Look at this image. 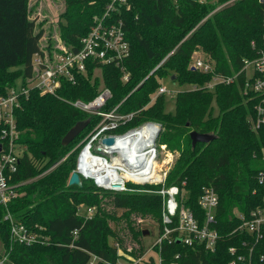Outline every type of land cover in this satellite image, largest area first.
<instances>
[{
    "label": "trees",
    "instance_id": "1",
    "mask_svg": "<svg viewBox=\"0 0 264 264\" xmlns=\"http://www.w3.org/2000/svg\"><path fill=\"white\" fill-rule=\"evenodd\" d=\"M65 1L66 9L58 23L60 36L68 46L77 49L81 37L89 32L94 18L105 12L109 0ZM128 3L129 7L126 4L118 7L114 16L123 20L130 42L131 55L124 61L129 78L122 79L123 72L115 63L103 64L102 69L105 85L113 94L108 107L121 102V111L137 112L118 131L147 120L161 123L158 141L180 152L167 184L184 187V202L201 223L205 216L199 205L203 190L211 187L219 196L216 213L219 238L215 250L208 251L200 244L186 245L176 236L171 243L166 240L155 246L159 264H230L236 257L229 248L236 246L239 252H244V240H249L248 234L234 231L241 223L236 211L247 214L264 204V185L257 180L259 171L264 169V126L255 131L250 125L249 116H255V110L252 102H245L241 92L243 73L240 84L218 83L214 90L205 85L214 74L240 71L245 58L256 56L253 42L259 47L263 39L264 2L128 0ZM44 34V27L37 28L36 20L29 17L28 0H0V95L6 94L20 78L26 81L32 74L33 57L41 50ZM198 48L215 61L213 72L190 67ZM94 66L78 74L75 83L63 80L56 93L31 89L15 111L19 142L26 150L10 183L17 185L22 195L13 199L8 208L0 202V239L14 264H90L94 256L98 258L94 264H118L123 256L119 253L120 246L126 250L119 232L131 234L138 242L144 234L143 228L136 227L132 214L151 215L157 219L159 229H163L160 195L98 191L87 179L82 180L83 186L69 185L80 150L77 147L69 152L100 121V116L71 104L76 99L90 100L99 92L101 80L95 75ZM169 72L180 85L198 86L176 93L175 112L165 111V94L158 95L150 104L152 94L162 85L156 76L163 77ZM81 120H89L88 126L72 142L63 144L65 134ZM193 130L214 134L215 138L193 146L190 137ZM1 143L4 145L0 136ZM105 197H111L114 208L123 209V213L117 216L116 211L101 207L92 218L78 213L77 206L102 205ZM8 210L29 229L48 236V241H12L11 221L5 218ZM120 217L127 223L118 226V222L114 227L112 221ZM116 239L119 247L115 246ZM145 250L140 244L131 253H139V258ZM262 254L264 239L255 244L252 257L247 256L246 261L237 264H249V259L251 264H264L260 260ZM145 263L156 264L154 256Z\"/></svg>",
    "mask_w": 264,
    "mask_h": 264
},
{
    "label": "built area",
    "instance_id": "2",
    "mask_svg": "<svg viewBox=\"0 0 264 264\" xmlns=\"http://www.w3.org/2000/svg\"><path fill=\"white\" fill-rule=\"evenodd\" d=\"M127 2L128 0H109L105 12L94 18L91 29L81 37L77 49L68 46L59 35L50 47L46 37L43 36L40 40L41 50L33 57L32 74L26 77V81L22 79L19 86L16 83L6 94L0 95V136L4 141V145L0 144V202L7 208L13 199L20 196L16 189L17 185L11 184L10 179L18 170L20 157L26 150L25 145L19 142L20 131L16 122V109L21 106L23 97H27L31 89H38L43 93H56L63 80L75 83L77 75L86 73L90 65L95 64L94 71L97 72L102 71L103 64L115 63L123 72L122 79L127 81L130 73L124 61L129 59L131 47L123 20L114 16L116 9ZM44 39L45 42L42 41ZM253 45L257 50L256 56L245 58L240 71L230 75L214 74L212 80L205 86L214 90L218 83L240 84V75L243 73L244 82L240 84L241 92L246 97V103H253L255 116L250 115L249 122L251 127L258 131L264 126V35L259 47L255 42ZM163 62L164 59L157 67ZM190 67L210 73L214 71L215 63L199 54H193ZM189 88L196 89L198 86L191 85ZM168 92L169 89L165 85H160L154 97ZM112 95L111 89L104 84L92 99L71 101V104L78 109L100 116V121L84 140L75 170L79 171L82 180H90L99 189L107 191L126 192L129 183H163L167 173L161 174L158 169L160 150L159 143L157 144L162 130L161 123L147 120L124 131H118L120 126L131 122L137 112L121 111V102L109 108L108 102ZM106 137H114L115 143L111 145L104 143L103 139ZM160 146L165 148L163 145ZM257 180L264 185V169L259 171ZM155 191L163 198L164 225L163 233L157 237L151 249L161 246L166 240L171 243L177 236L186 245L200 244L208 251L215 250L219 238L216 227L219 196L213 188H205L199 197V205L205 210L203 223L199 221L192 208L186 206L184 189L180 185H163ZM94 213L95 207L90 206L82 215L92 218ZM236 214L241 223L234 231L239 230L248 234L249 240H244L243 248L246 249L244 252L243 250L239 252L236 246L229 248L231 254L236 257L230 264L246 261L247 256L252 257L255 244L264 239V204L247 214L241 212ZM5 218L11 221L12 241L35 243L47 240L29 229L24 222L16 220L10 210ZM77 233L78 230L75 229L74 234ZM116 246L119 247V243H116ZM143 257L144 255L137 260L143 261ZM260 260H264V254L260 256ZM251 262L252 259H249V264ZM0 264L14 263L10 261L9 254L4 252L0 255ZM90 264H93V261Z\"/></svg>",
    "mask_w": 264,
    "mask_h": 264
},
{
    "label": "rangeland",
    "instance_id": "3",
    "mask_svg": "<svg viewBox=\"0 0 264 264\" xmlns=\"http://www.w3.org/2000/svg\"><path fill=\"white\" fill-rule=\"evenodd\" d=\"M212 1H214V0H212ZM126 6L129 7L130 4L127 2ZM65 9H66V1L65 0H28L29 17L33 20H36L37 28L44 27V29H45L44 36L46 37L47 42L50 44V47L55 42V39H57V37H56L57 35H59V37L61 38L58 23L60 21H62L61 14L65 11ZM42 41L45 42L46 40L44 39ZM193 54H199V55H201V56H203V57H205V58H207V59H209L215 63V61L209 55H207L204 52V50H202L201 48L196 49ZM191 62H192V57H191L190 64H191ZM95 73H96L95 75H98L100 80H101L99 88L103 87L105 84L104 79H103V71H97ZM156 77L162 83V85H165L169 89V92L165 94L166 95V97H165V102H166L165 103V111L175 112V109H176V91L188 89L191 85H189V84L180 85L177 81H175L172 78L171 72H169V74L166 76H163V77L156 76ZM21 81H22V79L20 78L17 81V84H18L17 86H19ZM154 95H155V93H153L151 96L150 104H152L156 99V97H154ZM214 110H215V114H217L218 113V107L215 106ZM87 135H84L75 144V147L72 149V151L69 152L70 154L75 149H77V147L79 150H81L82 146L84 145V142H85L84 140H85ZM160 142L161 141H157V144L159 143L158 147L160 150L158 169H160L161 174H164V172L167 173L166 177L162 181L163 183H159V184L129 183L127 185L128 190L126 192L159 195V193H157L155 190L162 188L163 185H168L167 184L168 183V177L170 175L172 168L175 165V161H176L177 157L180 155V152L178 150H171V149L167 148L166 144H163ZM160 145L165 146V148L163 149ZM78 154H79V152H78ZM77 157H78V155H77ZM50 169H48V171ZM184 183H185V180H183L182 184H184ZM89 184H91V183H89ZM181 187L184 189L183 186H181ZM98 191L107 192V190H101V189H99ZM109 194L111 196L114 195L112 193H109ZM20 195H22V194H20ZM185 196H186V191L184 189L183 197L185 198ZM104 200L105 201L102 203V205H99V204H93L92 205V207H95V213L98 212L99 207H101V209H103V210L106 209L109 211H116L117 216H119L123 213V209L114 208V206L112 205V202H111V197H105ZM77 207H78V213L82 215V214L86 213L88 207H90V206L86 207V205L81 204ZM162 211H163V198H162ZM236 212H239V211H236ZM131 217L136 222L137 228H139V226H140V228H143L144 231L148 230L149 232L147 234H145V233L143 234V237L141 238V242H138L137 240H133L130 237L131 234L125 233L124 231L122 232V230H121V232H119V234L123 237V241H124L126 250H124L123 247L120 246L119 253H120V255H123V256H121L118 259V264H131V263L132 264L133 263L134 264H146L145 261H147L150 256H154L156 264H159L160 263L159 253L157 251H155V248L151 249V246H153L156 243L157 237L163 233V229H161V230L159 229V223H158L157 219L152 217L151 215L142 216L141 214L137 215L135 213V214H132ZM125 220L126 219H124V217H120L118 220L112 221V225L114 227H116L115 223H118V222H119L118 226L121 224H126L127 222ZM45 238L48 241V239H49L48 236L45 235ZM110 241H113V240L110 238ZM114 243H119V245H121L120 242L118 241V239H116L114 241ZM140 244H143V246L146 248L145 252L142 254V255H144V257L142 258L143 261L137 260L139 253H136V255L131 253L132 251H134V248L140 247ZM4 252H5V248H4L2 241L0 239V253H4ZM97 260H98L97 258H93V260H92L93 264ZM108 264H110V263H108Z\"/></svg>",
    "mask_w": 264,
    "mask_h": 264
},
{
    "label": "water",
    "instance_id": "4",
    "mask_svg": "<svg viewBox=\"0 0 264 264\" xmlns=\"http://www.w3.org/2000/svg\"><path fill=\"white\" fill-rule=\"evenodd\" d=\"M264 2V0H261ZM89 124V120H81L78 121L63 137L62 143L67 145L70 142H72ZM161 128H159V131ZM190 137L192 139V144L195 146L197 143L202 142V143H207L215 138L214 134L211 133H200L198 131H191L190 132ZM103 142L106 144H114L115 143V138L114 137H106L103 139ZM0 150H1V145H0ZM69 185H77V186H83V181L81 179L80 173L78 170H74L70 176L69 179ZM149 231L146 230L144 231L145 234H147Z\"/></svg>",
    "mask_w": 264,
    "mask_h": 264
},
{
    "label": "bare ground",
    "instance_id": "5",
    "mask_svg": "<svg viewBox=\"0 0 264 264\" xmlns=\"http://www.w3.org/2000/svg\"><path fill=\"white\" fill-rule=\"evenodd\" d=\"M120 142H118V145H119ZM84 168V167H83Z\"/></svg>",
    "mask_w": 264,
    "mask_h": 264
}]
</instances>
